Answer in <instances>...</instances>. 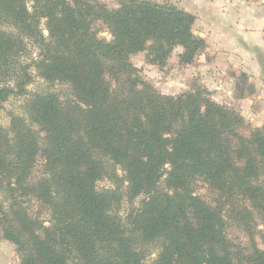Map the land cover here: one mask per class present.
<instances>
[{
    "label": "trees",
    "instance_id": "trees-1",
    "mask_svg": "<svg viewBox=\"0 0 264 264\" xmlns=\"http://www.w3.org/2000/svg\"><path fill=\"white\" fill-rule=\"evenodd\" d=\"M194 22L148 0H0V109L20 101L0 122V230L18 264H264V124L205 86L162 95L130 62L180 49L195 66ZM235 78L234 99L255 93Z\"/></svg>",
    "mask_w": 264,
    "mask_h": 264
},
{
    "label": "crops",
    "instance_id": "crops-1",
    "mask_svg": "<svg viewBox=\"0 0 264 264\" xmlns=\"http://www.w3.org/2000/svg\"><path fill=\"white\" fill-rule=\"evenodd\" d=\"M183 9L194 15L193 31L207 45L197 66L186 72L199 77L215 102L233 106L252 127L262 126L264 0H187ZM240 74L247 77L255 93L234 99L235 76Z\"/></svg>",
    "mask_w": 264,
    "mask_h": 264
},
{
    "label": "rangeland",
    "instance_id": "rangeland-1",
    "mask_svg": "<svg viewBox=\"0 0 264 264\" xmlns=\"http://www.w3.org/2000/svg\"><path fill=\"white\" fill-rule=\"evenodd\" d=\"M97 1L104 3L109 8H115L117 7L118 0H97ZM148 1L156 2L158 4L166 3V4L174 5L181 9L187 6V0H148ZM248 1L257 2L260 0H248ZM94 28L97 31L99 37L104 38L106 40L110 39V35L103 25H101L100 23H96V25H94ZM178 53H180V49H176L173 52L172 56L170 57L166 65L163 67H157L148 64L145 59V52L132 55L130 57V62L138 70L139 76L144 81L150 83L158 93L165 96L176 97L184 92L189 91L191 88L195 86L204 87V85L201 83L197 75L186 72V69L190 66L181 68L177 65L176 55ZM196 66H197V62L196 65L193 67ZM37 84L39 85V82H37ZM34 87L32 86L31 89H33ZM53 88L57 91H61L63 94L66 93V91H68L69 89L66 86H62V85H56ZM210 93L212 98V92ZM19 104L20 101L18 98H10L5 104H3L2 109H0V122L4 127H6L8 124V117H7L8 112L17 111ZM222 105H226V104H222ZM230 107L234 108L233 106ZM203 193H205V191L201 189L200 194L203 195ZM260 229H262V227H260ZM228 233L229 236H231L232 238L234 239L239 238L240 241L242 242L244 241L243 235L236 228L228 229ZM18 262L19 261H18L17 253L15 251V247L3 237V234L0 230V264H18Z\"/></svg>",
    "mask_w": 264,
    "mask_h": 264
}]
</instances>
